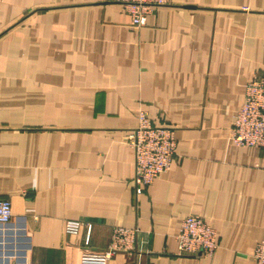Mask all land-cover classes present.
<instances>
[{
  "label": "crops",
  "instance_id": "obj_1",
  "mask_svg": "<svg viewBox=\"0 0 264 264\" xmlns=\"http://www.w3.org/2000/svg\"><path fill=\"white\" fill-rule=\"evenodd\" d=\"M260 75L264 0H169L141 26L112 0H0V264H80L114 226L137 232L107 264H256L264 147L230 128ZM139 110L176 155L136 192ZM186 214L215 230L213 254H177Z\"/></svg>",
  "mask_w": 264,
  "mask_h": 264
},
{
  "label": "built area",
  "instance_id": "obj_2",
  "mask_svg": "<svg viewBox=\"0 0 264 264\" xmlns=\"http://www.w3.org/2000/svg\"><path fill=\"white\" fill-rule=\"evenodd\" d=\"M112 1L122 4L134 26H141L155 6L166 4L169 0ZM230 138L239 146L264 147V75L256 76L245 84L244 100L232 115ZM125 142L133 150V181L136 192H140L142 187L167 171L176 155L173 129L154 125L144 110L138 111L137 124L127 132ZM11 217L10 201L0 198V224L9 222ZM65 228L68 233H76L79 222L69 220ZM136 232V228L114 226L107 247L101 250L84 248L81 251L80 264H107L115 252L132 246ZM215 238V230L202 217L186 214L181 219L176 234V252L180 255H211L217 248ZM253 258L256 264H264V238L255 245Z\"/></svg>",
  "mask_w": 264,
  "mask_h": 264
}]
</instances>
